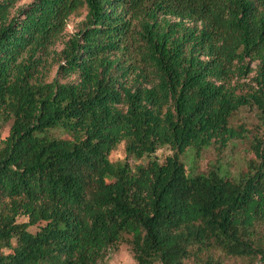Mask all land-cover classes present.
<instances>
[{
    "label": "trees",
    "instance_id": "obj_1",
    "mask_svg": "<svg viewBox=\"0 0 264 264\" xmlns=\"http://www.w3.org/2000/svg\"><path fill=\"white\" fill-rule=\"evenodd\" d=\"M20 1L0 0V264H102L122 244L135 264H264V0ZM242 107L252 138L230 125ZM236 139L242 171H199Z\"/></svg>",
    "mask_w": 264,
    "mask_h": 264
},
{
    "label": "rangeland",
    "instance_id": "obj_2",
    "mask_svg": "<svg viewBox=\"0 0 264 264\" xmlns=\"http://www.w3.org/2000/svg\"><path fill=\"white\" fill-rule=\"evenodd\" d=\"M32 0H21L15 6V8H23L29 4ZM14 12V11H13ZM85 12H81L78 15L71 16L67 21V26L64 31L63 38L54 47L55 52H59L63 48V42L68 40L70 36L75 34L84 19ZM46 74L45 81L49 82L57 76L58 70V60L55 58H48L46 64ZM252 67H254L252 65ZM254 73L250 74L247 79L244 80L245 83L250 82ZM58 80L65 82L58 76ZM257 124V119L253 110L248 107L240 108L231 118L230 125L235 129H246L250 138L255 134V127ZM7 128L4 127L0 130V139L6 136ZM249 149V141L244 139H236L231 141L226 145L225 148H219L217 144L211 145L209 148L203 150L200 154V159L198 161L199 171L205 172L212 163L221 162L225 168H227L232 174H236L244 169L245 163L251 158V152ZM160 162L171 155V151L167 148L160 149L155 154ZM125 158L124 143H122L115 151L110 155V160L112 162L122 161ZM131 164H138V162H132ZM227 264H245L243 261L238 259L227 260ZM102 264H135L132 255L129 251L127 245L122 244L119 246L117 251H110L107 258Z\"/></svg>",
    "mask_w": 264,
    "mask_h": 264
}]
</instances>
